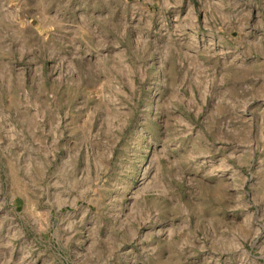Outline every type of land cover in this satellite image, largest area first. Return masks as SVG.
Segmentation results:
<instances>
[{
  "label": "rangeland",
  "instance_id": "rangeland-1",
  "mask_svg": "<svg viewBox=\"0 0 264 264\" xmlns=\"http://www.w3.org/2000/svg\"><path fill=\"white\" fill-rule=\"evenodd\" d=\"M0 264H264V0H0Z\"/></svg>",
  "mask_w": 264,
  "mask_h": 264
}]
</instances>
